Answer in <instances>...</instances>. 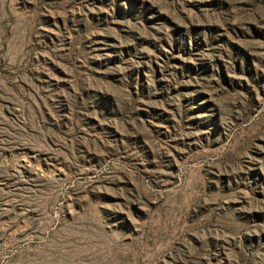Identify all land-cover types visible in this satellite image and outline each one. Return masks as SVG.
<instances>
[{"label": "rangeland", "instance_id": "obj_1", "mask_svg": "<svg viewBox=\"0 0 264 264\" xmlns=\"http://www.w3.org/2000/svg\"><path fill=\"white\" fill-rule=\"evenodd\" d=\"M0 264H264V0H0Z\"/></svg>", "mask_w": 264, "mask_h": 264}]
</instances>
